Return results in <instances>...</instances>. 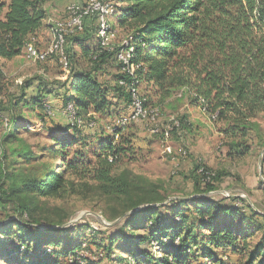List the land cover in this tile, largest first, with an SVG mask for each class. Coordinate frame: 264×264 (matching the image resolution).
<instances>
[{
	"label": "trees",
	"instance_id": "1",
	"mask_svg": "<svg viewBox=\"0 0 264 264\" xmlns=\"http://www.w3.org/2000/svg\"><path fill=\"white\" fill-rule=\"evenodd\" d=\"M45 2L0 0V58L20 56L33 38L37 40V32L48 17ZM119 2L122 6H115L113 15L118 17L119 27L132 30L128 35L136 46L135 60L139 65L136 75L140 86L145 84L150 91V102L154 107H162L183 90L189 104L200 107L216 123L217 131L224 137V145L219 149L223 147L227 157H242L247 148L239 150L240 141L260 130L258 118L264 113V0ZM94 21L87 19L84 31L68 37L66 45L70 76L63 107L69 101L74 102L78 114L88 121H96V115L115 117L128 108L131 100L128 87L120 83H130L131 78L121 71L115 52L102 49L98 37L97 49L85 44L93 36ZM74 44L89 58V69H80L72 62L77 55ZM110 58L118 63L112 84L99 79L100 71ZM35 82H38L37 93L28 99L27 89ZM52 91L42 77H35L25 81L21 95L13 96L7 106L0 101V117L6 130L14 126L17 134L20 129H26L28 119L22 108L37 111L42 122L51 117L44 103L45 94ZM144 99L145 105L150 107ZM177 121L179 124L173 126L172 134L189 129L186 117H177ZM131 124L118 130V139L109 131L110 136L106 138L105 126L97 132L99 135L78 129L89 127L87 125L76 126L69 122L55 124L52 131L64 144L85 142L87 145L88 141L99 137L96 142L100 152L93 179L102 194L115 198L128 196L131 200L128 208L133 211L130 214L109 226L104 235L100 230L92 232L89 243L98 247L99 262L105 258L111 264H191L193 260L225 264L220 263L223 258L228 264H264V213L240 196L215 198L209 195L216 190L215 181L220 174L200 161L195 165L198 181L191 197L181 195L167 201L169 197L155 186H147L141 196L132 199V190L140 189L138 180L141 178L133 177L127 170L120 174L113 172L120 157L133 152V138H124ZM7 135L10 138L12 134ZM153 135L163 139L165 128ZM24 155L29 158L30 153ZM201 166L214 172L210 182H204V176L198 173ZM2 176L14 179L12 193L59 197L78 191L73 180L56 170L41 179L22 176L19 184L15 181L18 176H9L4 169ZM20 207V215L29 216L27 206L22 203ZM60 229L43 228L34 221L7 222L0 228V255L15 264H55L57 261V264H81L71 258L85 241L78 238L80 242L74 244V240L59 238L57 236L64 233V228ZM255 235H258L256 240ZM54 248L59 249L56 262L48 257L56 252ZM82 260L84 264L98 263L83 256Z\"/></svg>",
	"mask_w": 264,
	"mask_h": 264
},
{
	"label": "rangeland",
	"instance_id": "2",
	"mask_svg": "<svg viewBox=\"0 0 264 264\" xmlns=\"http://www.w3.org/2000/svg\"><path fill=\"white\" fill-rule=\"evenodd\" d=\"M72 1L77 0L60 1V4L67 8L72 4L70 3ZM81 1L86 2V0ZM109 1H112L115 6H122L119 0ZM49 16L54 19L63 18H58L53 14ZM117 19L118 17L112 15L111 22L119 30L116 39H114L116 46L132 31L129 28L119 27ZM96 32L97 25L94 26L90 41L86 43L93 50L98 48ZM73 50L77 54L72 60L73 63L82 67L90 66L89 58L81 53L82 50L79 47L76 49L74 47ZM47 60L44 63L31 61L26 57L25 49L22 55L11 60L0 59L1 103L7 106L14 99L13 96L20 94V84L35 76H43L46 80L48 79L47 81L52 79L53 82H57L63 79L56 77L70 74L68 73L70 71H65L58 56H51ZM103 68L105 69L99 73V75L102 74L101 80L112 78L113 81L114 74L118 72L117 61L110 58ZM140 92L147 99L148 105L154 107L153 102H150L149 94L151 93L145 84L140 86ZM157 108L159 111L156 124L159 128H171L173 120L177 117H186L190 126L189 129L181 133L172 134L170 132L163 139L153 135L145 123L131 124L127 128L124 138H133V152L123 154L114 164L113 172L120 174L123 170H127L133 177L141 178L138 180L140 189L132 190V199L141 196L147 186H155L161 194L169 197L167 201L177 199L179 198L177 196L181 195H188L186 198L191 197L194 184L198 181L194 174L195 165L197 161H200L220 174L219 179L215 181L216 190L209 195L215 198H222L226 196V193L240 196L258 212L264 213V113L258 118L261 123L260 130L251 133L250 138L240 141L238 149L243 151L247 148L246 153L240 158H230L225 155L226 151L223 147L219 149L224 145V137L217 131L216 123L201 110L192 107L184 96L183 90L178 91L165 105ZM21 111L28 119V123L25 124L26 129H20L17 134L14 131V126L10 131H7L0 117V228L7 222L15 220L34 221L43 228H56L60 231V228H64L62 229L64 233L57 237L74 240V244L85 241L82 249L77 253L79 256L90 258L92 262L98 261L97 264H111L110 260L105 258L99 262L96 255L98 247L89 243L92 241V232L100 230L104 235L109 226L121 221L127 216L126 214H130L133 210L128 208L131 203L128 196L115 198L104 195L101 193L97 181L93 179L98 161L97 155L100 152L99 144L96 142L99 137L95 140L90 139L91 141H88L87 145L85 142L64 144L59 137L53 135L55 132H52L57 124L55 122L61 121L57 113V117L54 114L51 117H46V120L42 122L38 119L37 111L32 112L24 108ZM126 112L125 107L121 113L114 115L115 117L107 118L97 115L96 121L99 126L97 132L107 124L117 122L120 115H124ZM78 129L85 130L86 133L95 132L90 130L91 128ZM138 132L145 134L140 133L139 136H136L135 133ZM8 133L12 134L10 138ZM72 134L73 132L69 133L71 138H73ZM105 134L106 138H109L107 130ZM141 142L148 143L151 149L142 148L141 146L144 145H141ZM28 153H30L29 158L28 155H24ZM3 169L9 176H18L15 180L18 184L21 182L22 176L41 179L46 173L56 170L73 180L78 186V191L74 194L65 193L59 197L37 196L30 192L12 193L11 182L14 179L12 177L4 178L2 176ZM22 203L27 206L29 216L22 217L20 215ZM52 237L54 236L52 235ZM78 238L80 241H77ZM257 238L258 235H255L254 239ZM88 243L91 246L88 247ZM54 250L56 252L51 253L48 257L56 262L59 257V249L54 248ZM80 257L82 260V256ZM71 260L75 261L73 258ZM221 262L228 264L227 259L222 258ZM80 263L84 264L85 262L82 260ZM0 264L15 263L0 255ZM191 264L211 263L207 260H193Z\"/></svg>",
	"mask_w": 264,
	"mask_h": 264
},
{
	"label": "built area",
	"instance_id": "3",
	"mask_svg": "<svg viewBox=\"0 0 264 264\" xmlns=\"http://www.w3.org/2000/svg\"><path fill=\"white\" fill-rule=\"evenodd\" d=\"M115 12V4L109 0H86L83 4L72 3L66 8V16L61 19L50 18L49 23L52 26L53 40L45 49H41L36 44V39H32L26 45V57L34 62L46 61L51 56H58L64 66L66 72L69 70V57L66 52L67 38L81 33L85 28V21L92 19L97 22V35L102 49L115 52L116 59L120 65L121 71L128 74L131 82L127 83L121 81L122 85H126L131 95V100L127 108L126 114L120 116L119 120L113 124H107L105 128L110 133L114 134L115 139L119 138V129L125 128L131 123H145L152 134L158 133L160 128L156 124L158 116L157 107H148L145 105V99L140 92V82L136 75L139 65L137 64L136 46L133 38L126 35L119 45L114 44L119 32L112 22L111 17ZM69 73V72H68ZM46 111L49 115L54 114V110L50 102L46 100L44 103ZM63 113L67 117L70 124L76 126L87 125L95 127L97 122L95 120L88 121L86 118L80 116L77 112V107L74 102L69 101L63 107ZM177 119L172 122V127L165 128V136H167L173 129V126H178ZM109 160L113 161V157L109 156ZM202 174L204 182H210L215 175L214 172L206 170L203 166L198 170ZM212 193V192H211ZM226 193V197H230ZM83 256V255H80ZM78 254L72 257L79 262H82Z\"/></svg>",
	"mask_w": 264,
	"mask_h": 264
},
{
	"label": "crops",
	"instance_id": "4",
	"mask_svg": "<svg viewBox=\"0 0 264 264\" xmlns=\"http://www.w3.org/2000/svg\"><path fill=\"white\" fill-rule=\"evenodd\" d=\"M6 1L9 2L10 0H6ZM60 1H62V2L64 1L65 2L66 0H60ZM60 1H58V0L57 1L56 0H46V2L44 4V10L46 11L48 17L44 20L43 27L37 32V35H36V37H37L36 44L41 49L47 48V46L53 40V31L51 29L52 26L49 23V19H50L51 16H49V15L53 14L55 16H58V18L59 17H64L66 15V8L62 6L63 4H60ZM70 3L83 4L84 2H82L81 0H77V1H72ZM94 24L97 25V22L94 21ZM97 37H98V35H97ZM73 47H75V49H76L79 46L77 44H74ZM81 53H82V51H81ZM0 59H3V58H0ZM5 60H11V59H5ZM47 61L48 60L43 61V62L38 61L36 63H44V62H47ZM78 67L80 69L87 70V69H89L90 66L88 65V67H82V66H80L78 64ZM45 75H47V73H45ZM101 75L102 74L99 75V79L100 80H101ZM69 76H70V74L69 75H65L64 74V76L56 77V78L63 79V80H58L57 82H53L52 79H50V81H52V82L47 81L48 79L46 80V78H44L43 76H35V77H42V81H44V83L48 86V88L53 90L52 92H50L48 94H45V96H46V100H48L50 102V104L52 105V107L54 108V114L56 115V113H57V115L59 116V119L61 120L59 122H55V123H58V124H66L68 122V120L66 119L67 117L63 113V103H64V96L67 94L66 90L69 87ZM62 77H64V78H62ZM101 81L106 82L108 84H112L113 83L112 78L109 79V80H101ZM20 85L21 86H20V91H19L20 94L19 95H21V93H22V87H23L24 83H22ZM37 85H38V82H35L34 85H32L29 89H27L26 98L30 99L31 97H33V95H35L37 93ZM19 95H17V96H19ZM196 108L201 110L206 115V113L200 107H196ZM126 111H127V109H126ZM57 115H56V117H57ZM102 117H107L108 118L107 115H102ZM96 127L95 128H91V129L89 127H87V128H89L90 130H94L97 133V129H98L99 126H96ZM95 132H88V134H94ZM140 133L141 134H145L143 132H138V133H135V135L139 136ZM142 144L144 145V146H141L142 148L144 147L145 149H151V146H149L148 143H145V142L142 143L141 142V145Z\"/></svg>",
	"mask_w": 264,
	"mask_h": 264
},
{
	"label": "water",
	"instance_id": "5",
	"mask_svg": "<svg viewBox=\"0 0 264 264\" xmlns=\"http://www.w3.org/2000/svg\"><path fill=\"white\" fill-rule=\"evenodd\" d=\"M126 215H128V214H126Z\"/></svg>",
	"mask_w": 264,
	"mask_h": 264
}]
</instances>
